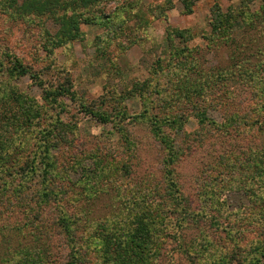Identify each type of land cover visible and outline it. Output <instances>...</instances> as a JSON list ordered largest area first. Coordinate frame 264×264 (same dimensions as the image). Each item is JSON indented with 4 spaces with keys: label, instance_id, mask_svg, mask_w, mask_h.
I'll use <instances>...</instances> for the list:
<instances>
[{
    "label": "rangeland",
    "instance_id": "1",
    "mask_svg": "<svg viewBox=\"0 0 264 264\" xmlns=\"http://www.w3.org/2000/svg\"><path fill=\"white\" fill-rule=\"evenodd\" d=\"M128 1L126 11L120 1L90 10L103 20L128 18L130 30L118 39L123 42L121 48L115 49L113 40L105 42L106 34L99 26L82 24L77 41L44 50L49 42L42 28H28L14 21L7 8L11 11L9 6L15 3L0 0V86H17L42 110L41 117L34 121L36 130L13 134L4 139L6 145L14 140L16 151L21 148L20 157L24 158L36 149L38 140L34 137L41 128L59 119L69 126L77 125L75 133L66 134L68 143L53 152V169L36 160L37 170L44 172L41 169L47 168L49 172L44 183L40 177L37 183L33 180L25 184L27 193L33 192L31 197H24L25 188L14 176L0 180V264H29L37 256L38 262L64 264L79 256L78 247L86 249L88 257L82 264H102L101 251L107 242L122 246L123 241H129L121 228L126 233L137 226L136 213L126 207L138 208L137 204L155 208L145 216V230L132 228L135 241L142 244L140 252L146 250L144 254L148 255L154 248L160 249L155 264H237L234 255L264 243V222L258 219L263 200L251 203L245 194L233 192L223 204L215 194L220 190L215 181L220 168L214 157L210 159L214 147L209 144L215 142L203 143L229 117L243 116L242 106L237 105L240 99L249 97L250 92L264 97V67L252 77L244 76V72L264 63L263 3L256 1L246 7V0H195L192 12L186 13L180 0ZM218 11L239 14L228 41L214 40L212 23ZM244 11L251 13L249 18ZM41 21L54 46L60 26L46 17ZM169 29L175 34L184 30L188 33L184 38L170 39ZM232 38L237 41L230 43ZM252 39L259 40L260 48L251 57L253 62L232 57L233 51L243 49ZM133 41L136 44L131 47ZM182 48L184 52L173 55L175 49L180 52ZM5 51L40 75L43 85L30 76L14 81ZM101 52L107 57L103 58ZM185 52L189 61L180 65L175 58ZM183 75L190 76L193 85L202 83L207 91L202 96L192 94L185 78L179 80ZM249 79L247 86L244 81ZM69 83L77 92L74 99L60 97L57 103H51L45 98L46 90ZM79 98L90 108L108 114L110 122L100 123L85 115ZM210 101L217 103L207 107ZM15 110L21 109L16 106ZM230 129V133L241 136L235 144L240 152L251 138L246 148L255 153L257 165L264 166L259 161L264 155V138L256 128L248 131L238 124ZM168 159L175 161L166 166ZM76 160L80 165L72 170ZM6 165L12 163L7 161ZM102 169L106 170L105 179L100 175ZM167 170L174 172L176 188L167 190ZM120 180L122 185H117ZM9 181L12 183L4 185ZM260 184L256 178L250 186L264 198V184ZM166 190L176 192L170 195ZM43 192L52 196L36 200ZM83 209L91 214L88 222L80 218ZM42 218L48 221L46 226L39 225ZM94 241L100 243L88 248Z\"/></svg>",
    "mask_w": 264,
    "mask_h": 264
},
{
    "label": "trees",
    "instance_id": "2",
    "mask_svg": "<svg viewBox=\"0 0 264 264\" xmlns=\"http://www.w3.org/2000/svg\"><path fill=\"white\" fill-rule=\"evenodd\" d=\"M109 1L122 2L120 4H122L121 7L123 11H126L130 7L129 5L130 3L128 0H21V3L17 2V0H12V2L15 4L14 6L12 5L9 6L10 9H12L11 11H8L9 9L7 8V13L10 15L11 19H13L14 21L23 22L25 25H27L28 28H33V27L42 28V31L45 32L46 41L49 42V45L48 43H46V46H43L44 50L51 49L50 47L58 48L61 46L70 45L72 42L77 41L81 35L82 24L97 25L100 28H102L106 34L107 40H105V42H108L109 39L113 40L112 45H115V49L116 48L118 49L121 48L123 45V42L118 40L119 36L121 37L123 35L124 36L127 35L126 31L130 30V26L127 20L128 18H123V19L120 18V20L118 19L114 20L113 18L105 17L103 20L97 17L96 14H92L90 11L92 8L99 7ZM180 1L185 6L186 13L192 12V7L195 0H180ZM256 1H261L263 3L262 11H264V0H246L245 6L249 7L251 4H253ZM241 14H242L241 16H243L242 12ZM244 14L248 18L251 15V13L245 11ZM164 16L166 17V14ZM44 17H46V19L53 20V22L56 25L60 26L59 31L56 33L55 38L53 39L54 40L53 43L55 47L51 46L52 40L50 41L49 39L51 38V34L48 33L45 27V23L42 21L39 22V20L41 18L43 19ZM238 17L239 14H237V12L235 11H233V13L231 14L222 13L221 11L216 12L214 15V23H212L214 34L216 35L214 36V40L216 41L220 38L226 40L229 39V35L233 33L234 24L238 22L237 19ZM251 26H253V23L249 25V27ZM146 28H147V23L144 26V29ZM172 32L174 31L173 30L168 31L169 33L168 37L170 39L172 38L174 39L177 37L184 38L186 36L185 34L188 33V30L180 31L177 34H175V32L174 33ZM98 38L100 39V37ZM114 39L117 40L114 41ZM235 41L237 40H235V38H232L230 43H234ZM248 42H249L248 44H244L243 49L233 51L232 57H234L235 59H239V57L237 56H240V60L249 59L248 61L249 63L253 62L251 57H253L255 53L260 50L259 40L256 41L252 39ZM135 44L136 42L133 41L130 45L131 47H133V45ZM178 51H179L178 49H175L173 55L182 53L185 50L182 48L180 52ZM100 55L103 58L107 57L105 52L104 53L101 52ZM4 56L7 58V61L10 64L8 72L10 73V76L14 81L19 80V78L21 77L30 76L33 80L37 81V83L40 86L43 85L40 75L34 73V71L30 67L24 65L22 60L18 58L16 55H14L13 53H9L8 51H5ZM160 58L161 57H159L158 59L159 62H160ZM175 59L178 60L180 65L184 63L183 61L186 62L189 61L186 52L183 55H178ZM1 63L3 64L2 61ZM103 65L105 64L103 63ZM263 67H264V63L260 62V64L256 68H254V70L252 71L250 70V72H244V76L252 77L253 75H255L256 70L261 69ZM259 76L260 75H258V79ZM183 78H185L184 80L185 84L190 85L192 94L196 93L198 94L197 96H202L207 91L202 86V83L199 85L197 84L193 85L191 83L190 76L183 75L181 78L179 77V80L181 81V79ZM250 81H251L250 79L249 82L244 81V84L248 86ZM257 82L258 81L255 80V83ZM1 86H0V108L1 107L2 108L0 109V180L14 176V179L17 178L19 180V185L22 188H25V186L27 187V185L25 184H28L33 180H35V183H37V178L40 177H41L40 182L42 181L44 183V181H46L45 177H47V173L49 171H47V168L41 169L44 170V172L37 170L39 164L36 163V160H39L40 164L42 162L45 163V165L50 168L54 167L55 162L53 161L54 158L53 152L56 149L58 150L60 144L68 143L66 134L74 132L75 127L77 125L73 124L72 126H69L67 124H64L60 119L56 123L51 122L49 126H46L38 130L36 137H34L35 140H38L37 144L34 145V148L36 149L32 151V153L25 154L24 158H21L20 156L21 155L23 156V154L21 153L23 150L21 148L20 149L18 148L16 151L17 146L14 145V140L12 141L13 142L12 145H6L4 139L11 138L13 134L21 133V131H24L25 129L30 130L32 128L36 130L37 128L34 127L36 126V124H34V121L40 118L42 115L41 106H39L35 102H32L31 100H28V98L23 96V94L20 93V90L17 86L10 87V89L7 86H3V87ZM76 93L77 92L74 91L72 83H69L68 85L60 86L56 90H46L45 98L48 99V101L51 103H57L60 97H65V98L69 97L74 99ZM249 95H250L249 97L245 99H240L237 103V105L242 106L240 108L243 109L244 111L243 116L236 115L229 117L226 120V124L214 130L212 135L209 137L210 139L207 140L204 139L203 143H205L206 141L215 142L209 144L214 147L212 150H210V159L214 157V159H216L219 165L218 167L220 168V171L222 170L221 172L222 177H219L221 175L219 171L217 172L216 175L217 176L216 178L218 179L215 180L217 183H219L217 186L220 189L219 191L215 192V194H219L220 201L223 204H225L228 196L233 192L245 194L246 197L251 201V203H253L254 200L257 199L263 200L262 201L263 207L261 206L263 211H261V213L258 215V219L264 222L263 195L261 194V192L254 191V189L250 186V183L256 178L260 179L261 186L264 184V166L257 165V162L255 161L256 160L255 153L252 152V150L250 149L248 150L246 148V145L247 146L249 145L248 143L250 142L251 139L250 137L247 139V144L243 143L242 152H240V150L237 149L235 146L237 140L241 138L240 134L230 133L231 126H234L236 128L238 124L239 125L241 124L242 127L247 129L248 131H251L256 128L255 131L258 134H260L262 138H264V101H262L264 100L263 99L264 97L259 96L254 92H250ZM207 96L208 95H204V97ZM260 101H262L263 103ZM80 103L84 107L83 110L85 112V115L92 117L94 120L100 123L110 122L111 118L105 112H98L90 108V105L89 104L86 105L84 101H81V99H80ZM216 103L217 102L210 101L208 102L207 107H209L210 105H215ZM35 104L37 107L35 106ZM16 106H19L21 110L16 112L15 110ZM19 113L21 115H17ZM184 121H186V119H184ZM234 123H236V125H234ZM37 127L39 128L38 125ZM221 128L222 130H220ZM38 136H40V138ZM242 138L244 139L246 137L243 136ZM220 140L223 141H221L218 144L217 142ZM195 143H197V141ZM203 143L201 141L200 144L202 145L200 147L203 146ZM261 150L264 152L263 143L261 144ZM259 159L261 163L264 162V155H261ZM7 161L8 162L10 161V163H12L10 167L6 165ZM174 161L175 160L168 159L166 161V166L171 165V163H173ZM79 165L80 162L76 160L74 164L71 165V169L74 170V168H77ZM218 167L216 168L215 171H218L217 170ZM248 168L252 170H248ZM210 169L212 170L213 167H210ZM172 170H167L165 174V179H167L168 181L167 182L168 185L166 186L167 190H169L172 187L176 188L177 185L174 172ZM102 172L103 174L100 175L102 178L105 179L107 176L106 170L102 169ZM14 179L12 180L14 181ZM11 183L12 181H9L8 183L5 182L4 185H9ZM119 183L121 184V180L116 184L120 185ZM161 183H163L161 184L163 188V186L166 184V181H163ZM173 190L172 192L167 191V194L168 193L170 195L174 194L176 190L174 192ZM120 192L121 191H119V193ZM31 193L33 194V192ZM71 193L74 192L71 191ZM22 194L24 195V197H27L26 199H28L32 195L27 193L26 188L24 191H22ZM50 196H52L51 192H43L35 199L38 201L40 200L44 201V199L49 198ZM137 206L138 208H135L133 205L131 206L126 205L128 210L136 213L134 216L135 217L134 224H137V226H133L132 228H135L136 230L142 229L143 231L147 227V224L145 222L146 220L145 216H147V213L151 214L155 212V208H152L150 210V207L144 204L143 205L137 204ZM121 209L122 207L120 208V210ZM72 215L74 217H78V215L76 216V214L74 213H72ZM66 217L71 219L68 216ZM81 217L85 219L84 222H88L87 220L88 218H91V214H89L88 210L83 209L82 213L80 214V218ZM249 217L252 218V216ZM40 221L41 223L39 225L41 226H46L48 223V221L45 220V218H42ZM132 228L131 230H128V232L126 233L123 231V228H121V233L126 236L125 238L129 239V241L127 242L123 241L125 245L114 246L113 242L110 241L107 242L109 244L104 245L103 251H101L102 248L100 249L101 253L103 254V255L101 254L103 258L102 264H155L157 260L156 257L158 256L160 249L154 248L155 251L152 252L151 254L148 252V255L144 254L146 250L143 253L140 252L138 247L139 245L142 244L135 241V237H134L135 232L132 231ZM126 234H128V236ZM98 242L99 241H94L92 243L90 242L88 248L97 247ZM263 250H264V243L262 245L259 244L258 246L249 249V251H243L239 253V256L237 253L236 256L234 255V257H236L234 259L237 260L236 262L237 264H261L262 257L264 256L262 252ZM149 251H151V249H149ZM85 252L86 249L78 247V251L76 250V254L77 255L79 254V256L72 258V261L69 258L70 260L64 264L86 263L88 257L85 255ZM38 257L39 256H37V258L34 261L29 262V264L51 263L44 259H43L44 262H38L37 261ZM57 264L60 263L58 262Z\"/></svg>",
    "mask_w": 264,
    "mask_h": 264
}]
</instances>
